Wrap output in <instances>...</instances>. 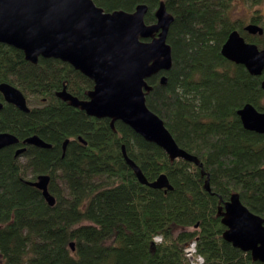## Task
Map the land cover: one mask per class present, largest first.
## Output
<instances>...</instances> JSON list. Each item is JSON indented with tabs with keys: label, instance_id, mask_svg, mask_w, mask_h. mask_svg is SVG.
<instances>
[{
	"label": "trees",
	"instance_id": "16d2710c",
	"mask_svg": "<svg viewBox=\"0 0 264 264\" xmlns=\"http://www.w3.org/2000/svg\"><path fill=\"white\" fill-rule=\"evenodd\" d=\"M94 1L106 11L146 3L145 20L155 22L161 0ZM164 1L174 15L167 36L173 63L147 79V104L200 164L171 160L123 121L112 126L110 118L58 97L65 84L81 98L93 87L72 64L43 56L34 63L0 42V82L45 101L30 111L13 104L0 109V131L19 138L0 149V264H188L185 247L192 240L205 258L199 264H264L224 238L218 214L220 199L239 193L264 217V133L245 128L238 114L247 102L264 111V70L253 75L221 52L235 29L264 48V31L244 30L247 22L264 29V15L253 10L246 18L236 10L238 2L252 7L261 0ZM34 134L50 147L27 144L16 154ZM122 144L149 180L164 172L173 188L140 182ZM40 173L51 176L54 205L27 182Z\"/></svg>",
	"mask_w": 264,
	"mask_h": 264
},
{
	"label": "water",
	"instance_id": "95a60500",
	"mask_svg": "<svg viewBox=\"0 0 264 264\" xmlns=\"http://www.w3.org/2000/svg\"><path fill=\"white\" fill-rule=\"evenodd\" d=\"M147 10L146 4H138L133 11H106L94 0H0V42L21 49L25 58L34 63L40 56L69 62L90 77L94 86L88 90V99H79L66 88L58 92L59 97L89 115L110 118L112 126L116 120L123 121L162 147L171 160L182 158L200 164L196 155L178 144L164 120L147 104L146 94L152 89L147 79L172 67V46L167 36L174 20L164 0L160 1L152 24L145 22ZM244 30L250 34L264 31L254 22L245 24ZM221 52L229 60L243 64L251 74L263 73L264 48L248 41L239 30L230 32ZM159 81L166 84L167 75L163 74ZM0 91L8 102L29 111L26 96L18 86L3 81ZM238 114L245 128L264 133L263 110L247 102ZM18 142L12 132H0V149ZM68 142L69 139L64 141V149ZM23 143L51 145L37 134L26 137ZM25 149L19 147L16 154ZM122 154L140 182L153 188H173L164 172L149 180L129 156L125 144ZM50 180V174L40 173L36 180L27 182L39 188L46 201L54 205L56 197L49 190ZM220 201L218 214L227 227L224 238L250 251L254 260L264 262V217L245 205L239 193ZM70 246L74 248L73 241Z\"/></svg>",
	"mask_w": 264,
	"mask_h": 264
},
{
	"label": "flooded vegetation",
	"instance_id": "af4514ba",
	"mask_svg": "<svg viewBox=\"0 0 264 264\" xmlns=\"http://www.w3.org/2000/svg\"><path fill=\"white\" fill-rule=\"evenodd\" d=\"M66 62V61H65ZM69 63V62H68ZM163 74H160V76H159V78L162 76ZM87 76V75H86ZM88 77V76H87ZM88 78H90V77H88ZM91 79V78H90ZM92 80V79H91ZM93 81V80H92ZM7 82H9V81H7ZM11 83V82H10ZM13 84V83H12ZM15 85V84H14ZM16 86V85H15ZM93 86H94V81H93ZM63 87H65L66 88V90L68 91V92H70V93H72L69 89H68V86H67V84H65ZM93 88V87H92ZM0 93H1V98L2 99H0V101H2L3 102V106L0 108V109H2L6 104H13V103H7V102H5V101H3V100H5V97H4V95H3V93L0 91ZM24 93V92H23ZM56 94H58L57 92H56ZM73 94V93H72ZM73 95H75L76 97H78L79 99H88L89 98V95H88V92H86V96L84 97V98H81V97H79L78 95H76V94H73ZM26 96V95H25ZM59 97V96H58ZM61 98V97H60ZM62 99V98H61ZM26 100H27V105H28V107H29V111L30 110H32L33 109V107H40V106H43V104H39V103H45V101H39V100H36V99H34V98H32V97H27L26 96ZM64 100V99H63ZM66 101H68V100H66ZM69 102V101H68ZM70 103V102H69ZM13 105H15V104H13ZM16 106V105H15ZM80 108V107H79ZM8 132H10V131H8ZM79 137L80 136H78L77 138L79 139ZM70 140V139H69ZM80 140V139H79ZM80 141H82V140H80ZM69 143V142H68ZM67 143V144H68ZM23 144V143H22ZM13 145V144H12ZM37 176H38V174L34 177L33 175H29V177H28V180H36L37 179ZM32 185V184H31ZM34 186V185H33Z\"/></svg>",
	"mask_w": 264,
	"mask_h": 264
},
{
	"label": "built area",
	"instance_id": "2783aa9c",
	"mask_svg": "<svg viewBox=\"0 0 264 264\" xmlns=\"http://www.w3.org/2000/svg\"><path fill=\"white\" fill-rule=\"evenodd\" d=\"M185 254L188 264H199L205 260L204 256L198 252L196 240H192L186 245Z\"/></svg>",
	"mask_w": 264,
	"mask_h": 264
},
{
	"label": "rangeland",
	"instance_id": "374dc122",
	"mask_svg": "<svg viewBox=\"0 0 264 264\" xmlns=\"http://www.w3.org/2000/svg\"><path fill=\"white\" fill-rule=\"evenodd\" d=\"M236 7L238 14L244 15V17L246 18H248L247 16L250 15L253 12V10H257L258 12L264 15V0H261V2L252 5V7H247L243 2H238Z\"/></svg>",
	"mask_w": 264,
	"mask_h": 264
},
{
	"label": "bare ground",
	"instance_id": "6f19581e",
	"mask_svg": "<svg viewBox=\"0 0 264 264\" xmlns=\"http://www.w3.org/2000/svg\"><path fill=\"white\" fill-rule=\"evenodd\" d=\"M139 4H146V3H139ZM138 5V4H137ZM147 5V4H146ZM148 6V5H147ZM158 7H159V4H158V6L156 7V9H155V11H154V14H155V16H156V11H157V9H158ZM168 9V8H167ZM172 13V12H171ZM145 22L147 23V24H152V23H154V21L153 22H147L146 20H145ZM169 44H170V42H168ZM171 45V44H170ZM0 99H2V98H0ZM3 101H5V102H7L8 103V101L5 99V100H3ZM0 103L2 104V106H3V102L2 101H0ZM10 103V102H9ZM1 106V107H2ZM0 107V108H1ZM0 132H2V131H0ZM80 137H82V136H80ZM79 137V138H80ZM82 139H83V137H82ZM82 141H84V139L82 140ZM23 142V141H22ZM47 142V141H46ZM48 143V142H47ZM24 144V143H23ZM26 145L27 144H24L22 147H26ZM34 145V144H33ZM123 145V144H122ZM121 149H122V146H121ZM185 149V148H184ZM26 150V149H25ZM186 150V149H185ZM186 151H188V150H186ZM189 152V151H188ZM189 153H191V152H189ZM53 194V193H52ZM55 196V195H54Z\"/></svg>",
	"mask_w": 264,
	"mask_h": 264
}]
</instances>
